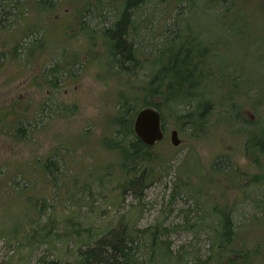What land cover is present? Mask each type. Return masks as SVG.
I'll list each match as a JSON object with an SVG mask.
<instances>
[{
    "label": "trees",
    "instance_id": "16d2710c",
    "mask_svg": "<svg viewBox=\"0 0 264 264\" xmlns=\"http://www.w3.org/2000/svg\"><path fill=\"white\" fill-rule=\"evenodd\" d=\"M159 1L170 11L175 10L170 24L153 25L155 21L142 18L139 10L146 0H120L118 5L113 4L115 0H96L95 12L81 17V20L86 17L87 29L96 26L101 36L99 48L104 49L105 57L101 66L98 62L99 66L95 67L108 79L106 84L114 82V93L108 97L106 94L104 98L108 102L100 104L108 113L100 135L92 137L93 130L80 126L79 134L67 135L65 139L58 137L46 148L39 141V134L34 136L35 125L32 127L27 121L29 108L20 98V84L10 86L12 106L0 116V137L10 141L13 147L18 145L15 151L28 152L25 166L18 169L28 184L21 186L15 181L16 170H0V183L7 182L0 189V243L13 252L5 264H27L30 255L38 250L41 254L35 258V264H249L262 251L264 234L260 230L264 223L259 220L264 218V203L258 205L260 215L254 216V227L242 229L233 218L237 208L234 199H239L234 195L235 189L227 187L229 192H234L227 200L218 199V193L212 195V200H203L204 189H193L191 182L182 180L179 173L185 164L181 171L176 167L172 197L185 193L195 202L200 213L186 226L208 232L209 255L187 259L179 255L173 260L169 242L164 239L168 229L163 221L157 220L144 228L138 226L145 190L173 171L172 153L178 148L169 144L167 137L153 147L137 137L134 119L143 107H153L161 113L165 132L177 128L190 142L202 135L204 138L210 127L218 129L226 125L237 132L239 137H244L243 148L237 146V150L243 152L251 169H246L247 165L242 168L234 157L230 159L232 155L228 151L209 159L214 162L210 168L217 169L216 165L223 159L228 160L218 169L230 176V184L242 193L243 200L250 187L264 186V80L251 75L246 63L247 57L264 58V33L250 18L246 8L249 0H155L154 11ZM59 3L62 10L71 6V0H0V72L3 75L11 64L30 66L34 56L42 54L47 44V28L55 26V18L46 16ZM258 6L264 10V0ZM108 7L113 10V16L105 19L104 10ZM26 9H30L32 16H23ZM196 11L214 18L218 26L203 33L197 26ZM9 17L12 20L6 27H18L16 22L23 19L27 26L23 24L18 29L15 39L24 33L19 41L7 45L4 26ZM70 42L59 45L60 54L70 52ZM87 42L85 56L90 57L87 62L91 63L97 60L94 48L98 44L93 43L92 37ZM232 46L242 55L235 65L231 56L225 55L231 52ZM47 53L52 57L57 55L45 51L40 59ZM65 57L64 66L55 62L35 77L34 84L55 91L61 77L59 71L70 66V61L73 65L79 64L80 57L76 59L71 54ZM118 82L124 84L123 90L118 89ZM115 95L120 98L112 99ZM32 98L25 100L30 103ZM31 104L37 110L44 107L41 103ZM248 107L259 109L253 113V119L245 113ZM60 146L70 149V153L75 148L81 152L89 150L88 156L83 154L81 170L70 172L76 162L60 155ZM160 146L163 152L155 151ZM194 149L190 147L191 152ZM98 154L107 156L96 163ZM58 156L62 157L65 170L61 169ZM86 156L89 159L84 161ZM2 164L8 165V162ZM84 171L93 174L84 178L79 175ZM69 178L71 185L61 184V180L66 183ZM41 186L47 191L40 189ZM128 196L137 203H131L124 213L114 215L115 210L127 206ZM17 201L20 209L13 208ZM66 202L69 203L66 205ZM84 206L87 207L85 216L82 215Z\"/></svg>",
    "mask_w": 264,
    "mask_h": 264
},
{
    "label": "rangeland",
    "instance_id": "374dc122",
    "mask_svg": "<svg viewBox=\"0 0 264 264\" xmlns=\"http://www.w3.org/2000/svg\"><path fill=\"white\" fill-rule=\"evenodd\" d=\"M107 1L111 2L112 0ZM150 1L151 0H146V4L143 3V7L139 10V12L142 14V18H150L151 21H155L152 23L153 25H155L156 22L157 24H170L175 10L170 11L164 3H161L159 1L160 3H157L154 11L153 4L155 0L151 2ZM72 2L73 0H71V3ZM119 3L120 0H115V3L113 4L118 5ZM259 3H262V0H249V2L246 3V8L250 15V18L255 22L259 30L264 33V10L258 6ZM65 9H67V6L65 7ZM91 10L95 11V7L93 6ZM104 11V14L107 15L106 18L104 17L105 19L112 18L113 10L110 7H108V9ZM172 11L173 14H171ZM58 12L59 9L56 8L48 13L46 17H48L49 19L52 17L55 18ZM30 15L32 16V13L30 14V9H26L23 16L26 18ZM196 17V21L198 22L197 26L203 33H206L207 30L216 28L218 26L214 18H212L211 16L202 15L199 11H196ZM6 20L8 22H5L4 26V32L7 31L5 32L6 36L4 35V41L8 43L4 44L9 45L10 43L12 44L21 39L20 37L24 35V33H22V35L17 39H15V36L19 33L18 29L22 27L23 24L27 26V22H25V19H23L19 22H16L18 23V27L8 28L6 27V25L11 22L12 19L9 17ZM14 21L15 20H13V22ZM88 24L89 23L82 22V27L87 31L91 29V27L87 29ZM88 34L84 40L78 39L72 41L74 37H72L70 33H68L66 36L63 35V37H60L61 34L59 33V30L52 31L51 27H49L47 28L48 37L45 49L43 50L41 55L37 54L34 56V58L32 59H35L34 63H32L30 66H23L18 63H13L11 64L6 75H3V73L0 72V116L5 113V110L9 106H12V102L10 100L12 96L9 95L10 86H13L14 84H20V98L28 104L27 107L29 108V112L27 113V117L29 119L27 121H29L32 127L33 125H35V127L37 128V132L34 134V136H36V134L38 133V136L40 137L39 141L42 140L46 148L52 146L58 137H64L65 139L67 135L75 136L77 135V133L79 134L78 130L80 126H83V128H85L86 130H93L92 137L97 136V134L100 135L102 133L101 128H103L104 123H106V121L104 122V120L107 119L106 117L108 113L106 109H101L100 104L104 105L103 102L107 100L104 98L106 94L108 97L109 94L114 93V82H109V84H106L108 79L100 74L101 72L97 68L99 65L101 66L102 58L105 57L104 49L98 48L101 46V36L97 32H93V34L90 35ZM88 37H92L93 43L98 44V47L94 48V50L98 53L97 55H94L97 60L92 61L91 63L87 62L90 57L87 58L85 56V51H87L86 45H88ZM252 38L255 39L254 37ZM68 41H71L68 45H72L71 50H69L70 52L60 54L61 49L59 48L61 47H59V45H62L64 42L66 44V42ZM64 47L66 46H63L62 48ZM45 51H53L57 55L52 57L50 53H47L44 58L40 59ZM68 54L73 55V57L76 59L80 57L78 59L79 64L73 65V61H70V66L65 68L68 70L61 69V71H59L61 77L57 81V88H54L55 91H53L50 86V88L45 89L37 87L34 84L35 77L42 74L43 70L46 72L50 66L54 65L55 62L58 61L59 64L64 66L63 64H65L67 61V57L65 56H67ZM225 55L231 56V59L233 60L232 65H235L236 62H240V58H242V55L240 53H237V48H235L234 46H232L231 52ZM246 63L249 66L251 75L255 77H261L264 80V58H262L261 60H257L247 57ZM245 66L247 65L245 64ZM29 70L31 71L29 72ZM98 75L100 76L98 77ZM134 78L136 77H133V79ZM141 78L143 79L142 76ZM118 83V89L123 90L124 84H122L121 82ZM262 83L264 85V81ZM257 86H260V84H257ZM26 90L30 95L25 92ZM262 90L264 89L262 88ZM126 91H128V88L126 89ZM14 95H16V92L14 93ZM32 96H34V98H32L30 103L25 100L26 98ZM117 96L118 95L110 97L112 99H116ZM118 98H120V96H118ZM34 102L36 105L40 103L44 105V107H40L42 111L40 109L37 110L33 108V105L31 103ZM107 102L108 101H106L105 103ZM106 107L107 106H105V108ZM19 108L22 107L19 106ZM246 111L247 112L245 113L247 114V116L249 118H252V115L253 117H255L253 113L255 112L256 114L259 109H252L248 107L246 108ZM99 120H102V122L97 125ZM23 123L26 124L27 122L24 121ZM225 126L221 125L218 127V129H215L216 127H210L207 134H204V138L202 135L200 138L193 139L192 142H190L188 139L186 140L184 136L185 134L181 133V137L184 139V142L172 153L174 159L172 162H174L173 164L175 166L173 168V171H171L168 175L158 179L145 190V197L142 201V211L137 217L138 226L144 228L156 223L157 220L163 221L164 227L168 229L166 238H164L165 236L163 238L167 239L169 242L168 246L172 252L171 256L173 257V260H176L179 255H182L185 259L191 258L193 256L206 258L209 255L210 250L208 232H198L197 230L190 229L186 226L188 223H192L200 213L197 206L195 205V202L192 199L187 198L185 193H178L174 197H172V188L174 185L173 183L177 179L175 171L176 167L177 170L179 169L181 171L183 164H185L184 169L187 170L183 169V171H181V173L179 174H181V178L183 181L192 183L191 187L193 189L201 188L202 190H205L206 196L203 197V200H212V195L216 193L219 194L218 196L220 198L218 199H221V201H224L225 199L227 200L229 198L228 195H233L234 193L232 191L229 192L227 187H229L230 185L233 189H235L237 194L235 192L234 195L236 196V198L239 197V199H234L237 200V208L235 215H233V218L237 225H241L242 229L253 228L256 224L254 222V216L260 215V208L258 207V205L264 203V186L250 187L248 189L247 197L243 200L244 196L242 195V193L240 191H237V187H233L230 184V176H225L220 171V169H218V167H223L225 164H227L228 160L223 159L219 164L216 165L218 166L217 169L210 168L214 162L212 163V161H209V159H212L213 157L219 155V153H223V151H228L232 155L230 159H233L234 157L235 161L238 160V163H240L242 168L247 165L246 169H251L250 165L247 163V160H245V157L242 154L243 152L241 153L239 149L237 150V146L243 148L244 137H239L237 132H232L229 127ZM1 138L2 137H0V170H16L17 176L15 177V181L19 182L21 186H26L28 182L26 180H22V178L20 177L21 173L18 169L23 167L25 163L24 160L28 152L26 150H21L18 152L15 151L14 148L18 145H15V147H13L10 141L7 142L6 139L4 141V139ZM30 139L33 141L37 140L34 138ZM167 142L169 144L171 143L168 139ZM168 143L167 145H169ZM191 146L195 147L192 152L190 151ZM75 149L76 151L70 153L71 150H65L63 146H60L58 148V152L60 155H65V157H67L68 159L73 158L75 160V166H73V160L70 163V165L73 166L70 172L74 170L75 172L73 171V173H76L77 171L82 169L80 167V164L83 161V154H87L88 156L89 152V150L81 152L80 149ZM158 150L163 152V147L160 146L156 148L155 151ZM237 151L240 153L237 154ZM42 152H44V150H42ZM44 153H41V155H45ZM87 156L86 158H84V161L89 159V157L87 158ZM105 156H107V154H98L96 163L102 162V159ZM58 158H60L59 161L61 163L62 157L58 156ZM199 158H201L202 160H200ZM204 160L206 161V165H204ZM4 161H7L8 165H3L2 163ZM61 164V169L65 170V168L63 167V161ZM184 171H188L190 174H186ZM61 173L59 174V181L61 179ZM92 174L93 173L91 171H84L79 175L85 178L86 176H90ZM1 176L2 175H0V178ZM70 178L66 183H62L63 180H61V184L71 185L72 182H70L69 180L72 179ZM5 183L7 182L0 183V189L2 187L1 184H3L4 186ZM40 189L46 190V188L42 186L40 187ZM95 197H97L96 194ZM231 197L232 196L230 195V198ZM18 202L19 201L14 204V209H20V205ZM68 203L69 202H66V205ZM131 203L136 204L137 201L134 200L131 196H128L126 202L127 206L121 207V209L119 210H115L114 215L116 213H124ZM97 204L98 203L95 202V205ZM86 210L87 207H82V212H84L82 213V215L85 216ZM259 223H264V218L262 220H259ZM260 231L262 234H264V228ZM250 233L251 232H247L248 235ZM11 249L12 248L9 247L5 248L3 242L0 243V264H5L6 262L10 261L13 255ZM40 254L41 250H38L31 254L30 260L27 264H35V258ZM256 257L257 258L254 261H251L249 264H264V247Z\"/></svg>",
    "mask_w": 264,
    "mask_h": 264
},
{
    "label": "flooded vegetation",
    "instance_id": "af4514ba",
    "mask_svg": "<svg viewBox=\"0 0 264 264\" xmlns=\"http://www.w3.org/2000/svg\"><path fill=\"white\" fill-rule=\"evenodd\" d=\"M31 1H34V0H31ZM95 2L96 0H73V2L71 3V6L70 7L68 6L67 9H64V10L60 9V3H59L58 4L59 12L56 15L55 20H54L55 26L52 25L51 29L59 30V32H61L60 30H62L61 32L62 35H64L65 33L67 34L70 33L72 37H74L72 41H75L78 39L84 40L88 33H91L92 31L93 32L98 31L96 26H93V27L91 26V29L89 31L84 30V28L82 27V22L85 21L84 23H86L87 19L86 17H84L81 20L82 16L86 14L90 15L92 12H95L91 10V8L95 6ZM87 7L89 10L87 9ZM84 10H86L87 13H84ZM5 22H8V21L5 20ZM90 54L92 56V53Z\"/></svg>",
    "mask_w": 264,
    "mask_h": 264
},
{
    "label": "water",
    "instance_id": "95a60500",
    "mask_svg": "<svg viewBox=\"0 0 264 264\" xmlns=\"http://www.w3.org/2000/svg\"><path fill=\"white\" fill-rule=\"evenodd\" d=\"M134 131L138 138L147 146H154L162 141L165 137V132L161 113L153 107L141 109L134 120ZM170 140L174 146H179L182 143L177 129L171 130Z\"/></svg>",
    "mask_w": 264,
    "mask_h": 264
}]
</instances>
